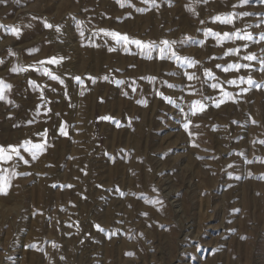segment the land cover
Here are the masks:
<instances>
[{
    "label": "rangeland",
    "instance_id": "374dc122",
    "mask_svg": "<svg viewBox=\"0 0 264 264\" xmlns=\"http://www.w3.org/2000/svg\"><path fill=\"white\" fill-rule=\"evenodd\" d=\"M154 4L0 3V25L20 32L0 28V80L11 85L0 100V145L46 141L34 161L21 149L28 165L0 164L9 172L30 173L14 177L8 195L0 196V264H264V145L258 142L264 140V87L237 95L248 84L226 83L251 76L264 84V72L258 61L251 62L257 70L226 73L216 67L250 63L241 59L250 53L264 58V40L221 45L204 35L207 29L221 35L241 29L259 40L264 3ZM245 11L252 15L234 24L213 22ZM101 29L157 45L175 41L179 56L199 63L187 68L159 59L158 50L148 59L134 44H117ZM189 37L204 43H190ZM230 48L241 51L225 57ZM53 57L63 59L38 63ZM43 68L64 84L43 75ZM205 69L216 79L206 77ZM185 72L199 79L188 81ZM214 83L237 102L215 107L222 93ZM194 100L206 110L191 115ZM186 114L191 136L183 127Z\"/></svg>",
    "mask_w": 264,
    "mask_h": 264
},
{
    "label": "snow or ice",
    "instance_id": "6c2138e0",
    "mask_svg": "<svg viewBox=\"0 0 264 264\" xmlns=\"http://www.w3.org/2000/svg\"><path fill=\"white\" fill-rule=\"evenodd\" d=\"M7 0H0V3H6ZM144 3H149L152 2L153 6H155L154 4V0H143ZM203 2L207 3V0H203ZM252 2V0H239V5H233V7H237V6H244V5H248ZM260 3H264V0H260ZM121 6L123 7L124 5L121 4ZM138 11H143V9H137ZM252 15L251 13L245 11L243 13H228L226 15L223 16H215L213 17V22H220L222 24H234V21L236 18L239 17H247ZM201 23H204V21H201ZM46 28H52L53 25L49 24L47 22H45L44 25ZM249 27H253L252 25H249ZM255 27H259V24L255 25ZM0 28H4L6 29L10 34L15 35V36H19L20 32L19 29L16 27H11L9 28L6 25H0ZM56 31H60L59 26H56ZM100 32H102L105 36L111 37L117 44H123L125 46L129 45V44H134L137 48H140L142 51V54H146L148 59H152L151 56V52L152 51H156L158 50L159 52V59H174L176 61H178L181 65L186 66L187 68H194L196 67V65L199 63V61L193 60L189 57H181L177 54V52L175 50H173V45L176 43L175 41H168V40H163L160 42L159 45L155 44V42H143L141 40H136V39H131L129 38V36L127 34H121L118 32H114V31H107L104 29H101ZM82 36L84 35V33L81 31L80 33ZM204 35L207 36H212L215 37L218 44H223L225 41H234V40H245V41H250L253 43H259L260 40H264V34H261L259 37V40H257L251 32H247L245 30H241V29H236L234 32H225L222 35L218 32H214L211 29H207L204 32ZM190 43H194V44H199V45H203V41H194L192 40L190 37L186 38ZM183 43V42H182ZM244 49H247L248 44L245 43L244 44ZM110 51L114 50V49H109ZM125 50L127 51V47H125ZM241 49L240 48H230L228 49L225 53L224 56H229V55H238L240 53ZM63 58L57 59L55 57L48 59L47 61H39L38 63L40 65H44L45 63L47 64H58L60 63V60H62ZM241 59L245 60V61H249L250 63H245V64H241V63H229L226 66L224 65H220L217 64L216 67L220 68L223 72H229V71H239L240 69H247V70H257L254 69V65L251 62L254 61H258L260 67H259V71L264 72V58H259L256 56V54L254 53H250L247 55H244L243 57H241ZM12 71L17 72V71H27V69L25 68H14L12 69ZM42 74L48 76L51 80L54 81H58L60 84H64V80L61 79L59 76L55 75L52 71H50L47 68H43L42 69ZM185 77L187 78L188 81H193L196 79H199V77H197L195 75V73H189V72H185L184 73ZM204 75L210 79H216V77L214 76V74L211 72V70L209 69H205L204 70ZM77 82H81V78L80 77H75L74 78ZM93 80V83H95L94 78H90ZM104 79H107V77H104ZM154 79V78H153ZM117 84L123 83V81H116ZM229 85H233V86H237L239 87L240 84H244L247 83L248 84V88H241L240 89V93H237V95H240L241 93H247L251 88L255 87L256 89H259L261 87H264V84H258L251 76H249L247 79H245L244 77H240L238 80L237 79H231L228 80L226 82ZM168 87H174V85L169 84ZM190 88H192L193 86L190 84L189 85ZM211 87L213 89H218L222 95L219 99H217L214 102V106L219 108L222 104L228 102L229 100H231L233 103H236V99L235 97H233V94L225 91L224 88L222 87V85L220 83H214L211 85ZM11 85L4 83L2 80H0V100H4L5 99V90L10 89ZM133 91H135V89H133ZM190 94H195V90L193 89V92ZM126 95V93H125ZM162 95V94H161ZM169 103H173V101L170 98H167ZM207 99V98H205ZM206 110V105L200 101V100H194L192 101L191 105H190V112L191 115H196L197 112H203ZM181 111L183 112V109H181ZM102 119H109V117H103ZM185 119L187 122L184 123L183 127L185 129L186 132L189 133V135H193V133H191L189 131L190 125H191V121L187 120V114L185 115ZM29 123H32V121H29ZM234 123H236L234 121ZM253 124L256 123V121H252ZM196 127H199L198 125ZM61 134L62 135H67L65 129L63 127H61ZM46 131L43 133H38L37 135L39 136H46ZM260 144L264 145V140L258 141ZM254 143H256L254 141ZM194 147H198L199 145L193 144ZM21 149L23 150L24 153H28L31 157V160H36L38 159L39 155L43 154V152L46 150V141L42 142V143H33L31 140H24L23 142H21L18 145H0V164H8L9 162H15L13 163L12 167L13 169L18 166L19 162H23L25 165H28L30 163V161L28 159H25L24 155L21 152ZM240 155H243L242 153ZM262 163H264V161H261ZM246 163H253V161L251 160H247ZM229 167H233V165H229ZM17 175H30V173L24 172V173H17L15 170H12L11 172H9L8 168H0V196H7L9 189L12 187V179L14 177H16ZM264 178V177H261ZM53 187H55V185H53ZM70 187V186H67ZM121 196L124 195V193H120ZM144 215H147L146 213ZM97 229L99 231H104L103 228H101L99 225H96ZM116 233H113V235H115ZM30 247H36L35 245H30ZM53 247H57V245L53 244ZM39 250V249H38ZM126 255H133V253H126ZM61 259H64V257H61Z\"/></svg>",
    "mask_w": 264,
    "mask_h": 264
}]
</instances>
